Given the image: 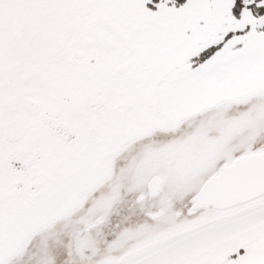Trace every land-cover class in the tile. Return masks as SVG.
<instances>
[{
  "label": "snow or ice",
  "instance_id": "1",
  "mask_svg": "<svg viewBox=\"0 0 264 264\" xmlns=\"http://www.w3.org/2000/svg\"><path fill=\"white\" fill-rule=\"evenodd\" d=\"M28 258L264 264V0H0V264Z\"/></svg>",
  "mask_w": 264,
  "mask_h": 264
},
{
  "label": "rangeland",
  "instance_id": "2",
  "mask_svg": "<svg viewBox=\"0 0 264 264\" xmlns=\"http://www.w3.org/2000/svg\"><path fill=\"white\" fill-rule=\"evenodd\" d=\"M128 146H125V149H127ZM130 162V152L125 151L124 155H121L120 153H117L113 158H112V167L115 170V175L116 177L120 176L121 170L127 167V164ZM92 196V191L91 190H86L83 195L82 199L83 200H88ZM40 241L37 240V246H39ZM23 264H33L31 258L26 259Z\"/></svg>",
  "mask_w": 264,
  "mask_h": 264
}]
</instances>
